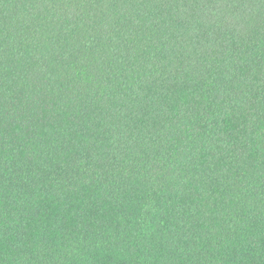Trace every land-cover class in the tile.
Returning <instances> with one entry per match:
<instances>
[{"label":"trees","instance_id":"trees-1","mask_svg":"<svg viewBox=\"0 0 264 264\" xmlns=\"http://www.w3.org/2000/svg\"><path fill=\"white\" fill-rule=\"evenodd\" d=\"M0 264H264V0H0Z\"/></svg>","mask_w":264,"mask_h":264}]
</instances>
